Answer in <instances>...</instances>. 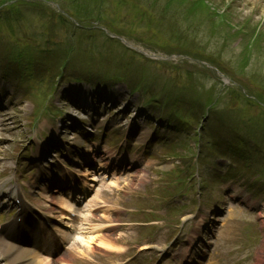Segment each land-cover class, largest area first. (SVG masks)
<instances>
[{"label":"rangeland","instance_id":"rangeland-1","mask_svg":"<svg viewBox=\"0 0 264 264\" xmlns=\"http://www.w3.org/2000/svg\"><path fill=\"white\" fill-rule=\"evenodd\" d=\"M110 1L115 2L116 0H110ZM124 1H126L127 3L130 2L128 4V5H130V7L126 6L123 10H120L118 18L113 16L114 18H116L115 21H111V19H109V23L114 25V27L112 28V30L114 32H117L120 35L123 32H128L127 37H125L126 40L133 42L135 44H139V46H144V44L142 42H139L140 40L143 39V42H145L152 49H154V51L159 50V49H164V50L172 51L173 53H175L174 55H176L177 54L176 51H182L181 48L184 49L185 47H188L189 52L191 54L198 55L199 57L201 56V53H203L204 55H207V56H211L214 58L215 61H218L219 64L222 66V68L225 70V73H226V74L224 73L225 77H228V78L231 77L232 79H234L235 77H234V75H230V74H232L233 72L239 74L240 69H235L233 67L228 68L230 66V64H225V63L228 62V57L231 55V53H233V55H234L233 59H238L237 55L242 50H241V47L237 48V46H239L242 43V41H241V39H238L237 41H235V43L233 44L234 49L231 51H227V49H224L223 44L226 43V41L223 40L224 39L223 36L221 38V37L215 35L212 32V30L215 27L211 26L210 24L204 23V22H207V20L203 19L202 14L204 15V13H201V11H203L207 6L209 7L211 5H213V8H216L214 5L222 6L223 2L226 1L228 7L225 8L223 14L224 15L226 14L227 15L226 18H229V20H228V23H226L225 19L220 20L219 21L220 27L228 26V27H230V30L232 33H234L235 30H237L239 27L244 28L245 30H246V28L249 30V27L255 28L257 31L260 32V34L264 33V0H212V4L208 2L210 0H170L169 4H164L162 2L161 4H159L158 10L159 9L166 10L167 7H170L173 10L179 11L182 16L187 17L188 21L186 20L187 21L186 25H189V26L184 25V26H182V29L179 26V29H178V26L166 23V18H164L160 22V26H158L159 33L156 34L157 33L156 30H154V31L148 33L151 35H146V36H144L143 33H142V36H140L141 30L143 32L145 30V28H147L146 25L143 24V22L139 19L137 21L133 20L132 16H130L133 13L131 11V8H133L132 3L135 1L134 0H124ZM79 2H80V0H79ZM64 3L69 7L67 2L64 1ZM102 3H105V0H103ZM65 4H63L62 6L64 7ZM155 4L157 5L158 2ZM74 5H71V6H74ZM78 7L83 8L84 10H88L89 12L95 11V8H91L90 6L88 7V6H82L81 5ZM12 9H13V7H11V8L5 7L3 9L4 14H11ZM119 9H122V8H119ZM107 10H108V12L111 11L108 8H107ZM77 12H78V9H77ZM109 16H111V15H109ZM158 18L161 19V15H158ZM30 20H32V19H30ZM199 21H201V22L199 23ZM247 24H249V25H247ZM4 25L6 26V25H8V23H5ZM156 27H157V25H156ZM56 31L52 33L53 40L56 43L63 42L64 41V34H63L64 28H63V26L58 27L56 29ZM250 34H253V33H250ZM122 35H124V34H122ZM147 36H150V37L146 38ZM152 36L158 37L159 40L154 41V43L152 42V44H150L151 42L149 43L148 40L150 38H152ZM249 37L250 38L248 40L246 38V42L244 43V49L248 53L245 57L244 56L245 52H241L240 57L243 59L245 57L247 59L248 55H249L250 66H249L248 62L247 63L243 62V60H242L243 63H240V64L242 66L247 65V68L251 67V68L258 70L259 72L249 73L247 70H245V74L241 75V76H244L243 80L242 79L239 80L242 83V85L245 87H248L249 86L248 82L253 81V79H259L260 78V79L264 80V72H261L264 70V58H262L261 56L260 57L256 56V54H258V50H261L264 48L263 47L264 41L262 40V46L261 47H259V46L256 47V39H254L255 36L249 35ZM17 38L18 39H16V42L18 44H13L12 41L10 40V38L1 39V41H0V59H6V57H10V56H8V53L12 54L14 49H15L14 53H16V50H21L24 48V46H22V44H20V42H22V40H24L25 37L24 38L23 37H17ZM168 38L170 40H168ZM253 39H254V41H253ZM28 40L29 39L26 38L25 46L31 47V45H28ZM102 41H103L102 36L96 35V43L101 44ZM204 42H206L211 47L204 49L205 48ZM7 43H9V44H7ZM229 43L230 42H228V44ZM10 47H12V48H10ZM263 54H264V52H263ZM12 55L17 57V55H15V54H12ZM180 55L181 54L175 56L173 58L174 60L169 61V62H172V64L174 65L173 75L177 76L179 81H185L184 78L187 77V73H188V72L187 73H185V72L190 71L192 69L194 71V68H196L194 66L189 65V63H195V64H198V66H199L200 65L199 64L200 58L199 59H193L194 62L193 61H186V59ZM108 57L111 61V65H116L120 60V53L108 54ZM124 58H126L129 61V63L132 61L134 63V66L138 67L139 71H141V67H145V68L149 67V65L145 64L146 61L141 59V58L131 57L128 54H124ZM175 58H177V59H175ZM185 61H186V63H184ZM85 64H87V62H85ZM92 68L95 69V73H98V72L104 73L100 70L98 65L89 66V67H87V65H85L83 67L76 66V69H79L80 72L84 73V74L88 71H91ZM168 69H170V68L169 67H167V68L162 67L161 71H160V75H162L167 80L169 79V77H173L171 75V72H168ZM244 69H242V70H244ZM164 70H166L168 72V74H165ZM7 72H8V74H3V75L6 77H9V78L4 79V82L2 84H0V102L3 104L2 109L4 108L3 110L6 112L5 119H2V118L0 119V122L5 121L4 126H6V127H4V126L0 127V138L3 140L2 141V148L0 147V154L2 155L1 157L7 158L10 161H12V163H11V165H12L16 161L20 163L21 160L19 158H21V155L27 150L28 146L26 145V143H27L26 139H27V135H28V132H27L28 129H27V125H26L25 114H23L21 112V109L18 108L17 101L14 100L15 95H14V92L12 90V86H13L12 84L20 76V73L18 70H14V69L7 71ZM126 73H127L126 76H129L130 72L128 70L126 71ZM126 76L125 75L123 76L124 80L130 81L131 77L128 78ZM238 77H239V75H238ZM133 78H135V77H133ZM10 79H12L13 82H12V80L10 82H8ZM219 79L222 82H224L225 84L231 83V81H232L231 79H229V81L227 82L226 81L227 78L223 79L222 77H219ZM18 80H21V79L19 78ZM11 82H12V84H11ZM262 83H264V82H262ZM180 84H181V82H180ZM243 86H241V87H243ZM9 87H10V90L7 89ZM257 89H258L257 94L254 92L253 95H250V96L251 97L255 96L256 98H259L260 100L264 101V84H263V86L262 85L257 86ZM16 90H19V88H16ZM62 92H63V88H61L59 90L57 96L61 95ZM51 99H52V101L50 103L48 102L49 104H47V107L50 109L53 108L55 106L54 104H57L59 101V99L56 96L54 98L52 97ZM15 102H16V105H15ZM119 102L120 101H117V105ZM133 104L134 103L132 102L134 112L127 110L126 111L127 114H129L130 112L136 114L135 105H133ZM238 111L240 113H244L243 108L239 109ZM24 113H25V111H24ZM134 114H133V117H134ZM102 115H103V113H102ZM120 119L123 120V118H120ZM132 120L135 121L136 119L132 118ZM130 123H132V122H130ZM144 124H145L144 119H140L136 123V125H140L142 128H144ZM18 151H19V154H18L19 156L16 155L18 153ZM30 152L31 151L28 150L29 154H30ZM28 157L29 158H27V159H31L33 157V155H30ZM156 165H158V163H155L153 165L147 163L142 168V170L139 173L141 186H139V180H138V186H135V183L132 185L133 186L132 187L133 192L136 191L137 193L142 194V187L144 188L146 185L152 186L153 184H149L151 182H156V181L158 183L160 182L159 176L155 177L151 173L153 170H150L153 167L155 169V171L160 172L157 169ZM124 184H125V182L123 183V185ZM99 197H100V195L97 198H99ZM97 205H99V203H98V200L96 199V200H94L92 207H95ZM124 214L125 213L122 212V218L126 217ZM256 216L257 215H251L250 217H248L245 220V222L241 221L240 223H237L236 225H234L233 233L236 236L242 237V238H244V240L251 243L250 241L254 239V236H253V232L251 230H249V227L252 226L253 230H254V228L259 225V228L261 229L262 232H261L260 243L258 244V246H256L257 244L256 245L254 244L256 246L255 248L257 251L259 249H264V212L259 214L258 220L256 219ZM94 218H96V217H94ZM253 218L257 220L258 224H256V223L252 224L251 223ZM199 222H200V224L203 223L200 220H199ZM245 236H248L249 239H248V237L245 238ZM80 244L83 245V242L81 240H80ZM80 248L85 250V248H83V247H80ZM97 251H101V250H97ZM232 252H233L232 248L230 247V248H228V255H229L228 258H226L222 255H219V256L215 255L214 264H239V263L235 262L237 259L234 258ZM236 252L237 251H235V254H236ZM244 252H245V254H247L245 250H244ZM257 256H258V254L256 255V262L259 261L257 264H262L261 258L264 257V253L259 254L258 258H257ZM241 264H245V263L242 262Z\"/></svg>","mask_w":264,"mask_h":264},{"label":"bare ground","instance_id":"bare-ground-1","mask_svg":"<svg viewBox=\"0 0 264 264\" xmlns=\"http://www.w3.org/2000/svg\"><path fill=\"white\" fill-rule=\"evenodd\" d=\"M81 1L88 2V0H81ZM35 24H37V23H35ZM131 133H133V132H131ZM84 189H86V187H84ZM6 244L2 243L0 245V247L3 248L2 250H7L6 256L11 257L12 254H14L13 252H11V250H13V249H10L9 246ZM17 252H19V253H17L15 256H13L11 258L13 263L18 262V264H49V260L42 258L38 254H36L34 251H28V249H26L23 251L18 250ZM2 256H4V255H0V257H2Z\"/></svg>","mask_w":264,"mask_h":264}]
</instances>
